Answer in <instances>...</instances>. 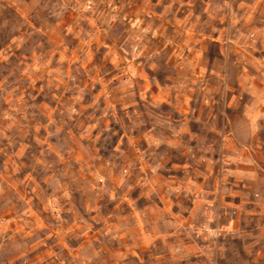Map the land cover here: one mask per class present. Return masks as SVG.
<instances>
[{
  "label": "rangeland",
  "instance_id": "rangeland-1",
  "mask_svg": "<svg viewBox=\"0 0 264 264\" xmlns=\"http://www.w3.org/2000/svg\"><path fill=\"white\" fill-rule=\"evenodd\" d=\"M0 264H264V0H0Z\"/></svg>",
  "mask_w": 264,
  "mask_h": 264
},
{
  "label": "crops",
  "instance_id": "crops-1",
  "mask_svg": "<svg viewBox=\"0 0 264 264\" xmlns=\"http://www.w3.org/2000/svg\"><path fill=\"white\" fill-rule=\"evenodd\" d=\"M211 40L204 41L201 44V55L200 53H197V55H193L189 58L188 61L181 64V67H183V72L185 77L189 78V80H192V82L198 83V78L202 75V69H201V62L205 61V49L208 44H210Z\"/></svg>",
  "mask_w": 264,
  "mask_h": 264
}]
</instances>
